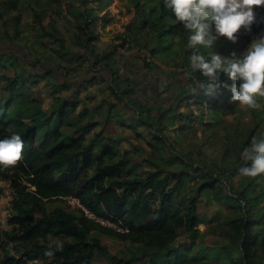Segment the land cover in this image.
Returning a JSON list of instances; mask_svg holds the SVG:
<instances>
[{
	"label": "trees",
	"instance_id": "16d2710c",
	"mask_svg": "<svg viewBox=\"0 0 264 264\" xmlns=\"http://www.w3.org/2000/svg\"><path fill=\"white\" fill-rule=\"evenodd\" d=\"M45 1L48 4L35 0L37 11L34 6H29L32 21L38 25L35 33L54 45L51 50L59 59L72 53L80 54L89 61L91 70L101 66L108 69L112 80L108 87L113 96L120 100L130 99L137 106L140 124L150 129L160 125L159 129L152 131L150 146L156 148L165 139L158 131L171 124L174 118L179 120L181 128H194L192 124L200 120L206 130L222 119L219 106L231 91L224 87L209 91L207 78L191 70L189 56L192 50L187 48L188 33H184L186 30L181 23L172 21L175 16L165 7L163 0H130L137 13L133 21L124 25L125 30L118 37H126L129 47L145 49L151 54L155 50L163 60L168 59L173 66H181L189 72L176 104L157 107L155 115L150 114L153 108L145 96L134 99L139 91L135 88L137 83L118 74L114 49L97 51L98 26L111 20L113 1ZM49 7L48 29L41 22L44 13L40 14L38 9ZM20 8V0H0V40L23 37L18 27ZM62 14L73 18L67 20L71 30L68 39L55 26L52 16ZM9 15L12 27H7L3 19ZM146 27L151 32L147 37L142 35ZM175 35L177 40L172 38ZM213 44L211 48L200 47L199 51L209 57L215 52ZM149 64L150 61L145 60V66ZM17 67L12 75H7L8 64L0 61V87L7 93L0 100V139L17 134L24 145L22 159L15 166L0 167V180L9 182L14 192L11 212L5 222L7 227L1 226L0 222V264H27L25 258L37 259L38 264H201V257L191 253L186 261H172L174 256L189 247L171 246L178 238L179 229L195 233L202 221L196 196L185 197L178 193L196 169L181 161L186 154L178 158L185 165L183 169L170 174L172 185L158 178L153 170L139 174L131 167L132 158L126 152L118 157L111 145L101 144L98 133L87 137L96 122L74 124L67 119L69 110L76 108L77 101L53 97L57 105L50 111L43 110L38 99L23 91L27 81L38 80L37 75L17 70ZM219 82L232 83L223 73ZM183 103L188 107L196 104L200 113L179 112L178 107ZM204 107L210 109L209 113L203 112ZM109 109L117 112L118 108L111 103ZM206 115L210 117L208 122L204 120ZM259 126L258 122L248 129L240 141L242 148L248 147L254 136L258 140L264 139V126ZM97 147H100L98 151ZM174 161L176 159L172 158L169 163ZM249 163L246 161L244 166ZM239 168L219 167L212 171L213 174L207 171L208 179L199 186V192H216V182L238 174ZM260 184L254 178L242 187L233 189L228 186L229 192H225L222 198L228 202L230 211L215 221H206L208 227L201 237L203 247L219 250L226 264H264V193L256 192ZM66 196L77 197L87 209L113 222L121 230L88 219L81 209H46V203L63 200ZM178 198H181L179 202ZM102 236L124 244V249L118 253L110 252L103 244ZM53 240L62 242L63 249L52 257L45 256L47 246ZM98 257L105 262H98Z\"/></svg>",
	"mask_w": 264,
	"mask_h": 264
},
{
	"label": "rangeland",
	"instance_id": "374dc122",
	"mask_svg": "<svg viewBox=\"0 0 264 264\" xmlns=\"http://www.w3.org/2000/svg\"><path fill=\"white\" fill-rule=\"evenodd\" d=\"M139 1L141 2L142 0ZM34 2L35 0H20L21 19L19 21L18 27L23 32V37L19 40L12 41H9L7 39L0 40V61H5V63L8 64V68L5 69V73L7 75H12L15 72V66H18L17 70H27L28 72L37 74V57H39L37 48H39L40 50H43V48H41L38 45L39 43H37L38 35L34 30L37 29L38 25L37 23H33V14L29 8V6H34L37 11V4ZM116 2L122 9L125 8L123 4H119L118 0H116ZM43 3L48 4V2H46L45 0H43ZM133 7L134 8L129 11L127 6L126 12L121 17L123 19L121 21L122 25H118L122 30H124L125 28L124 25L130 23L135 18L137 12L136 7L134 5ZM110 9H112V6ZM38 10L40 14L44 13L41 22L43 23V25H45V27H48L49 29V15L47 14L49 13L50 7L48 9L39 8ZM122 11L124 12V10ZM255 14L256 22L251 26V32L241 29V31L237 35V41L235 43L229 41L224 37H220L216 41H214V44L212 46L213 51L229 58H231V54L235 52L236 56L240 57L247 51L254 39L264 37V7L255 8ZM52 16L55 19V26L68 39L70 37L71 30L68 29L69 23L67 20L71 21L73 20V18L67 14L66 16H64L63 14L60 16ZM10 17L11 15L4 16L3 18L7 27L13 26ZM118 21L119 20L114 19V24L118 23ZM172 21L176 22L175 18H173ZM111 24H113V22H111ZM105 25L99 24V32L105 30ZM143 30L144 31L142 32V35L146 37L148 32L149 34L151 33L148 27L144 28ZM184 33H187V31H185ZM177 37L178 36L175 35L172 38L177 40ZM45 47L48 46L45 45ZM125 47L129 48V44L128 46H126L125 44ZM8 52L15 58H7ZM123 55L128 56L129 59L132 58L131 61H139V65L141 66L144 56H150V59L154 57L151 53H149V51L136 47H132L130 50L127 49L126 53H124ZM41 58L44 61L43 63L49 61L50 59V57L45 56V54L42 55ZM161 65H163L162 68L154 67V69L151 70L150 74L149 72H147V74L149 75L148 81L149 83H152V86L146 89L145 95L147 101H150L152 103L151 104L149 102V104L154 106H165L167 104V97L170 98L172 97V95L176 94L175 92L171 93V91L173 89L174 91H180L182 87L179 85L183 82L186 83L187 81V75L186 73H182L181 66H173L170 62L166 64L161 62ZM173 67H180L179 71H181V73L179 75L174 74V72H172ZM187 73L189 72L187 71ZM1 79L2 77H0V80ZM162 87L165 88L163 89ZM46 89L47 86L43 85L42 81L33 82L32 80H29L26 82L23 91L40 100V93L46 91ZM6 95L7 93L0 87V100L4 99ZM231 96L232 93L226 96L225 101L219 106V113H221L222 119L220 121H217L214 127H212V129L210 130L204 129L203 125L200 124V120H197L192 124L194 128H181L179 120L177 118H174L171 124L166 125L158 131L159 133H163V136L165 137V139H162L161 143L158 144V148H154L151 146L153 151H158L157 155L159 156L157 157V155L153 154L152 151L147 153L144 152L143 154L144 157L142 159H145L147 161L154 160L155 165L151 164V162H148V165H146L145 168L135 167L137 172L141 175H143L144 172L148 169H152L158 176V178L160 177L164 181H168L169 185H172L173 183V181H169L171 172L178 171V169H183V167L185 166L184 164H181L180 161H178V158L181 157L182 154H186V156L181 161H185L186 164L189 163L192 164L193 167H196V169L192 172L191 178L186 180V184H184L185 186L182 187L180 189V192L178 193L179 195L182 194L185 197L195 195L197 198L196 203L199 209L210 212L211 216L205 221H200V224L202 226H197V230H195V233H189L183 229H179L178 238L171 246L176 247L180 245L181 247L185 248V245H189V247L185 249V251L179 256H174L172 258V261H186L188 255L191 253L195 254L197 257H201V264H218L222 261L223 264H226L219 250H207L203 247L201 237L208 227L206 221H215L217 218L230 211V207L227 206L228 202H226L222 198V195L225 192H229L228 186H232L233 189L242 187L245 183L254 180V178L242 177L238 174H235L234 176H230L226 181H217L215 185L217 190L214 193L211 190H204L202 192H199L198 188L208 179L206 174L207 171L213 174L212 171L216 170L219 167H243L244 163L247 160L242 155L244 148H242V144L240 143V141L244 139L245 135L248 133V129L252 128L254 124L259 122L260 128L264 126V98H258L261 105L259 109H252L248 106L240 105L239 102H233L231 100ZM182 108H184V113L187 111H192L199 114L201 111L196 104H192L191 107L183 105ZM209 110L210 109L208 107H204L203 112L206 111L207 113H209ZM67 119L70 121H73V119L77 120L75 113L72 111L71 113H68ZM209 119L210 117L208 115L204 117V120L206 122H208ZM159 126L156 125L154 126V128L159 129ZM130 151L133 153L134 149L131 148ZM172 158L176 159V161L169 163ZM201 165L206 168L204 169V167ZM256 178L261 182L260 186L257 187L256 192H260V194H263L264 174L259 175ZM7 187V181L0 180V196H3V193L7 189ZM231 191L233 192L232 189ZM180 199L181 198H178L177 201L179 202ZM1 203L3 204L4 200L0 198V204ZM53 207H61L72 210L66 205L64 200L46 203L47 210H51ZM0 219H2L1 212ZM1 226H3V220ZM4 227H7V223L4 224ZM101 240L112 253H118L119 250L124 249L125 246L124 244H120L119 242L114 241L106 236H102ZM126 246L128 245L126 244ZM97 259L98 262H105V259H103L102 257H98Z\"/></svg>",
	"mask_w": 264,
	"mask_h": 264
},
{
	"label": "crops",
	"instance_id": "0c3cea01",
	"mask_svg": "<svg viewBox=\"0 0 264 264\" xmlns=\"http://www.w3.org/2000/svg\"><path fill=\"white\" fill-rule=\"evenodd\" d=\"M118 1L119 4H123L125 7L122 9L124 12L120 10L121 13H111V20L105 25V30L100 31V37L96 44L97 51L100 52L105 49H114L113 57L117 62L116 69L118 74L120 77H130V79L137 83L135 88L139 89V91H137V94L135 95L136 97L133 98L135 100H140L142 96H145L146 98V89L152 86V83H149L148 81L149 75L147 72L150 74L154 67L162 68L163 65H161V62L166 64L170 61L168 59L163 60L159 53L155 52V50L152 52V55L154 56L152 59H150V56H144V65L142 62V66L139 65V61H131L132 58L129 59L128 56L123 55L126 53L127 49L130 50L132 47L126 48L123 37L118 38L119 34L123 33L125 28L122 30L118 23L114 24V19L119 20L118 18H121L126 12L127 6L129 11L134 7L130 4V0ZM111 22H113V24H111ZM37 38V43H39L38 45L43 48V50L37 48V53L39 54V57H37V74L33 72L30 73L37 75V81H42V84L47 86L46 91L40 93V100L37 98L42 109L50 111L52 107L57 105L56 101L53 100V97L73 99L77 101V106L76 108L69 110V112H74L77 120L73 119L74 122H72L74 124H81L84 122L97 123L94 130L87 134V137H90L93 133H98L101 135V144L111 145L117 151L119 155L118 157L126 152L132 158V168H145V166L148 165V162L155 165L154 160L147 161L142 159L144 157V152L147 153L152 151L153 154L157 155L158 151H153L149 144L150 141L153 140L152 131L154 130V126L153 129H150L148 126L142 125L137 121L139 110L137 106L130 101V99L128 100L127 98H123L120 100L113 96L108 87L112 81L110 79L108 69L101 66L96 70H91L89 68V61L82 58L80 54L72 53L64 59H59L51 50L54 45L49 44L47 39H41L38 36ZM45 45L48 47H45ZM154 46L155 45L152 47ZM44 54L45 56L50 57L49 61L45 63H43L44 61L41 58ZM71 56H74L73 60L71 59ZM7 58L14 59L15 57L8 52ZM145 60L150 61V64L147 67L145 66ZM179 68L180 67H173L172 72L179 75L182 71V73H186L187 75L186 71L183 69L179 71ZM27 72L28 71L25 70V73ZM184 84L186 83L183 82L179 86L183 88ZM162 88L164 89L165 87ZM182 88L180 91H174V89L171 91V93L175 92L176 94L172 95L170 98L167 97V104L165 106H154L151 105L152 103L150 101H148V103H151L150 106L153 108L150 114L155 115L157 107H173L176 104V100L180 95ZM111 103L116 104L118 108L117 112L109 109V104ZM183 105L185 104L183 103L178 107L179 112L184 110V108H182ZM156 125L159 126L158 124ZM158 146L159 145L157 144L156 148H158ZM131 148L134 149L133 153L130 151ZM99 149L100 147H97L96 151ZM158 156L159 155H157V157ZM210 214L211 213L206 210L199 209V216L202 221L207 220V218L209 219L211 216Z\"/></svg>",
	"mask_w": 264,
	"mask_h": 264
},
{
	"label": "clouds",
	"instance_id": "9594fccd",
	"mask_svg": "<svg viewBox=\"0 0 264 264\" xmlns=\"http://www.w3.org/2000/svg\"><path fill=\"white\" fill-rule=\"evenodd\" d=\"M163 3L187 31V48L192 50L190 68L207 78L209 91L228 88L233 102L259 109L258 98H264V37L254 39L240 57L235 52L231 58L217 52L206 57L199 49L211 48L220 37L235 43L241 29L251 32L256 22L255 8L264 7V0H163ZM221 73L232 81L231 85L219 82ZM23 147V140L17 134L0 139V167L15 166L22 159ZM242 155L250 163L240 167L238 175L256 178L264 174V139L254 136ZM62 249V242L53 240L44 255L52 257Z\"/></svg>",
	"mask_w": 264,
	"mask_h": 264
},
{
	"label": "built area",
	"instance_id": "2783aa9c",
	"mask_svg": "<svg viewBox=\"0 0 264 264\" xmlns=\"http://www.w3.org/2000/svg\"><path fill=\"white\" fill-rule=\"evenodd\" d=\"M112 6V9H111V12L113 13H121L120 10H122L121 7L118 6V3L116 2V0H113V4H111ZM110 6V8H111ZM121 8V9H119ZM123 19L122 18H119V21H118V24L121 26L122 25V21ZM124 42L126 44V46H128V39L125 37L124 38ZM7 189L4 191L3 193V196H0V198L2 200H4V203L0 204V212L2 214V219H0V222L2 224V220H3V227H4V224L6 222V218L8 217V215L10 214L11 212V200L13 198V190L12 188L10 187V184L9 182H7ZM63 200L65 201L66 205L68 207H70L71 209L75 208V209H81L84 213V215L88 218V219H91V220H94L96 222H99L100 224L102 225H105V226H109V227H113V228H116L118 230H121V228H117L116 225L107 220V219H104V218H101L97 215H95L92 211H90L89 209H87L80 201L77 197L75 196H66L63 198ZM202 226L200 223H198L197 226ZM26 260V263L27 264H38V261L37 259H30V258H25Z\"/></svg>",
	"mask_w": 264,
	"mask_h": 264
}]
</instances>
